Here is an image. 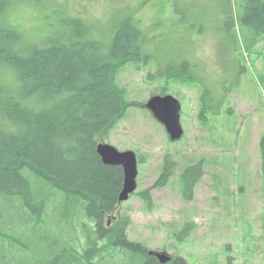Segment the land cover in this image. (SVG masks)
I'll return each mask as SVG.
<instances>
[{
  "label": "rangeland",
  "instance_id": "374dc122",
  "mask_svg": "<svg viewBox=\"0 0 264 264\" xmlns=\"http://www.w3.org/2000/svg\"><path fill=\"white\" fill-rule=\"evenodd\" d=\"M242 11L240 0H18L6 13V23L31 40L64 31L73 17L92 24L103 42L111 41L124 18L140 23L150 59L127 65L119 81L140 102L163 88L178 98L185 133L173 142L150 110L133 107L99 136L100 143L142 157L137 190L105 226L128 216V238L172 256L168 264L177 258L186 264H264V38L251 44ZM175 66H183L181 75L168 79L165 72ZM168 154L177 161L175 174L167 186L154 188ZM199 162L203 177L187 200L182 171ZM147 189L150 203L139 194ZM187 225L192 233L177 241L175 233ZM72 244L86 264L135 263L106 239L98 245L102 255L91 262L83 255L84 235Z\"/></svg>",
  "mask_w": 264,
  "mask_h": 264
},
{
  "label": "trees",
  "instance_id": "16d2710c",
  "mask_svg": "<svg viewBox=\"0 0 264 264\" xmlns=\"http://www.w3.org/2000/svg\"><path fill=\"white\" fill-rule=\"evenodd\" d=\"M17 1L0 0V264H84L72 244L83 235L88 262L102 255L98 245L106 239L133 255L134 264H160L152 250L128 238V216L105 226L121 204L124 170L105 164L97 151L101 134L131 108L145 107L127 96L118 77L127 65L149 61L144 30L127 17L111 41L103 42L92 24L73 17L64 31L31 40L6 23L8 8ZM240 1V18L254 45L264 38V0ZM183 69L175 66L165 75L176 80ZM161 95H167L164 88ZM262 143L264 159V138ZM202 165L182 171L187 200L203 177ZM176 169L177 161L166 155L154 188L167 186ZM139 194L150 203L149 189ZM192 231L182 227L177 241ZM172 264L186 263L177 258Z\"/></svg>",
  "mask_w": 264,
  "mask_h": 264
},
{
  "label": "water",
  "instance_id": "95a60500",
  "mask_svg": "<svg viewBox=\"0 0 264 264\" xmlns=\"http://www.w3.org/2000/svg\"><path fill=\"white\" fill-rule=\"evenodd\" d=\"M145 106L151 111L154 117L164 125L171 141L180 140L184 135V128L181 122V102L173 95H153ZM97 151L102 161L108 165L121 166L124 170V185L119 195V201L124 202L138 188L139 161L133 150L120 151L108 143H99ZM161 264H167L172 257L166 253L151 251Z\"/></svg>",
  "mask_w": 264,
  "mask_h": 264
}]
</instances>
